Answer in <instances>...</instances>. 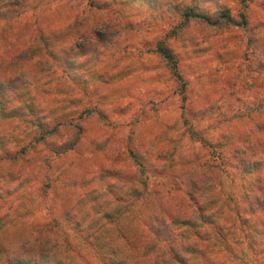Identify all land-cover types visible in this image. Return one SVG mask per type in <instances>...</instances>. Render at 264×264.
I'll return each instance as SVG.
<instances>
[{"label":"clouds","instance_id":"clouds-1","mask_svg":"<svg viewBox=\"0 0 264 264\" xmlns=\"http://www.w3.org/2000/svg\"><path fill=\"white\" fill-rule=\"evenodd\" d=\"M0 264H264V0H0Z\"/></svg>","mask_w":264,"mask_h":264}]
</instances>
